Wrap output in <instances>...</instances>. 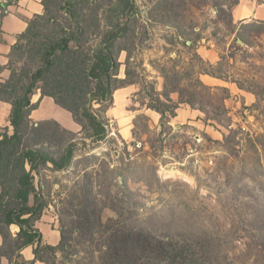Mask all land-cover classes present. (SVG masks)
I'll return each mask as SVG.
<instances>
[{
    "label": "rangeland",
    "instance_id": "374dc122",
    "mask_svg": "<svg viewBox=\"0 0 264 264\" xmlns=\"http://www.w3.org/2000/svg\"><path fill=\"white\" fill-rule=\"evenodd\" d=\"M134 1L143 38L133 83L106 112L108 134L93 142L68 128L71 164L43 171L38 228L44 243L56 245L62 230L67 241L48 264H101L119 233L187 245L206 264H264V21L230 23L214 0H172L171 12ZM84 209L90 238L77 227Z\"/></svg>",
    "mask_w": 264,
    "mask_h": 264
},
{
    "label": "trees",
    "instance_id": "16d2710c",
    "mask_svg": "<svg viewBox=\"0 0 264 264\" xmlns=\"http://www.w3.org/2000/svg\"><path fill=\"white\" fill-rule=\"evenodd\" d=\"M225 1L214 0L213 5L221 12L222 4L227 5L231 23V10L238 0ZM156 5L166 12L174 8L172 0H158ZM42 6L43 13L34 15L16 36L6 64L0 67V73L9 72L0 80V101L10 105V128L0 130V264L4 259L7 264H48L67 243L63 230L56 245L44 243L35 222L48 203L39 191L43 171L71 164L76 133L55 119L32 120L31 112L38 105L33 95L49 96L69 112L83 137L103 140L109 131L105 116L114 91L133 83L131 53L144 32L134 0H42ZM122 51L126 52L125 76L119 77ZM169 80L172 86L178 84ZM164 97L170 100L168 92ZM152 108L164 112L158 106ZM35 177L40 180L37 187ZM82 187L85 197L78 195L79 204L88 208L89 191ZM11 225L18 227L15 234ZM77 227L82 237L90 238L85 209ZM28 246L33 258L26 260L21 251ZM107 249L99 256L101 264H206L187 245L151 240L143 234L119 233Z\"/></svg>",
    "mask_w": 264,
    "mask_h": 264
},
{
    "label": "crops",
    "instance_id": "0c3cea01",
    "mask_svg": "<svg viewBox=\"0 0 264 264\" xmlns=\"http://www.w3.org/2000/svg\"><path fill=\"white\" fill-rule=\"evenodd\" d=\"M0 13H2V15H0V67H1L5 65L8 60V53L11 49V46L16 41V36L25 30L28 21L34 15L43 13L42 0H14V1L11 0L4 5L0 3ZM231 16L234 23L238 21H243L245 19H252V20L256 19L259 21H264V3H262L259 0H238L237 4L233 6L231 10ZM8 74H9L8 70L6 69L3 70L0 73V80L6 79L8 77ZM32 101L33 102L38 101L37 108L32 110L30 115L32 120L36 121V120H43L44 118L53 117L58 121L59 118L56 117V114H61L65 116L66 118L65 121L67 123V124H63L62 125L63 127L67 129L68 128L73 129L74 131L78 130V124L74 122L69 112H67L66 110L60 107L59 108L61 110L53 108V106L56 105L51 97L43 96L40 98L39 92H37L33 95ZM43 105H49V108L47 107L48 109H45L46 106ZM39 110L40 112L36 113V115L39 118L34 117L33 119L34 112H38ZM9 112H10V105L6 102L0 101V130L8 123ZM45 112H49L48 113L49 115H46ZM38 221L35 222V226L37 228H38L37 225ZM10 230L13 234H15L18 231V227L16 225H11ZM0 244H1V238H0ZM21 252L24 259L29 260L33 258L32 246L25 247ZM37 262L39 261H36L34 264H36ZM3 264H7L5 263V259L3 260Z\"/></svg>",
    "mask_w": 264,
    "mask_h": 264
},
{
    "label": "built area",
    "instance_id": "2783aa9c",
    "mask_svg": "<svg viewBox=\"0 0 264 264\" xmlns=\"http://www.w3.org/2000/svg\"><path fill=\"white\" fill-rule=\"evenodd\" d=\"M9 1H11V0H0V3L4 5V4L8 3Z\"/></svg>",
    "mask_w": 264,
    "mask_h": 264
}]
</instances>
